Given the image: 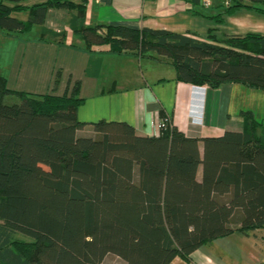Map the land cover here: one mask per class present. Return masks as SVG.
<instances>
[{
    "label": "trees",
    "instance_id": "trees-1",
    "mask_svg": "<svg viewBox=\"0 0 264 264\" xmlns=\"http://www.w3.org/2000/svg\"><path fill=\"white\" fill-rule=\"evenodd\" d=\"M85 2L0 0V30L29 31L49 8L75 7L71 30L90 49L155 52L171 60L178 80L264 91V33L205 40L86 24ZM223 5L213 15L219 23L239 10L264 14V0ZM23 10L28 20L13 15ZM10 94L20 101L7 103ZM82 102L78 84L61 95L34 94L11 90L0 74V264H102L109 253L123 259L118 264H170L177 256L191 261L195 250L234 231L264 229V137L252 113L243 130L217 137H191L173 123L139 135L125 121H81Z\"/></svg>",
    "mask_w": 264,
    "mask_h": 264
},
{
    "label": "crops",
    "instance_id": "crops-1",
    "mask_svg": "<svg viewBox=\"0 0 264 264\" xmlns=\"http://www.w3.org/2000/svg\"><path fill=\"white\" fill-rule=\"evenodd\" d=\"M3 1L8 6H31L45 0ZM72 1L81 4L84 0ZM225 2L213 0L212 7L205 8L202 0L199 6L195 0H86L85 23L165 29L205 40L210 33H264V14L255 11L239 10L227 15L224 22H217L213 15ZM196 8L204 14L193 12ZM25 12L27 19L21 15ZM13 15L30 18L29 10ZM77 15L75 7H51L44 23L34 24L29 31L0 30L4 33L0 74L7 78L11 90L61 95L78 84L83 99L78 107L81 121H125L139 135L157 134V124L165 115L188 136L217 137L226 130H243L252 113L262 123L258 133L264 137L263 90L235 82L212 87L178 80L171 60L155 52L114 53L106 45L90 49L71 30ZM36 26L39 33L32 35ZM236 212L240 214L241 210ZM263 260L264 229H257L216 238L195 250L191 261L177 256L170 264H261ZM121 262L122 258L109 253L102 264Z\"/></svg>",
    "mask_w": 264,
    "mask_h": 264
},
{
    "label": "rangeland",
    "instance_id": "rangeland-1",
    "mask_svg": "<svg viewBox=\"0 0 264 264\" xmlns=\"http://www.w3.org/2000/svg\"><path fill=\"white\" fill-rule=\"evenodd\" d=\"M220 6H217V8L216 9H221V11L223 10V7H224V5H222L220 8H219ZM205 9V8H204ZM22 15V17L24 18V19H27L28 18V13L27 12H25V13H23V14H21ZM39 26H36L35 28H34V30L32 31V35H37V33H39ZM219 34V33H218ZM3 35H4V33H1L0 32V73L2 72L1 71V67H2V52H3V41H4V37H3ZM68 39V38H67ZM134 66V65H133ZM5 101L7 102V103H14V102H18V101H20V98L17 96V95H15V94H10V95H7L6 96V99H5Z\"/></svg>",
    "mask_w": 264,
    "mask_h": 264
},
{
    "label": "built area",
    "instance_id": "built-area-1",
    "mask_svg": "<svg viewBox=\"0 0 264 264\" xmlns=\"http://www.w3.org/2000/svg\"><path fill=\"white\" fill-rule=\"evenodd\" d=\"M230 1L231 0H226L225 4L229 5ZM202 2H203V6L205 8H211L213 5L212 4L213 0H202ZM171 124H172V119L168 116H165V117L160 119V121L158 122L157 125H158V128L160 129V128H165L167 125H171ZM261 264H264V260Z\"/></svg>",
    "mask_w": 264,
    "mask_h": 264
}]
</instances>
